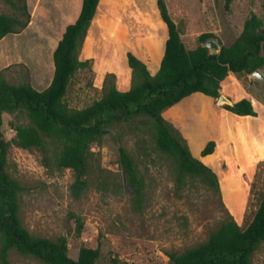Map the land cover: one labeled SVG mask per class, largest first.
Instances as JSON below:
<instances>
[{
	"label": "rangeland",
	"instance_id": "obj_1",
	"mask_svg": "<svg viewBox=\"0 0 264 264\" xmlns=\"http://www.w3.org/2000/svg\"><path fill=\"white\" fill-rule=\"evenodd\" d=\"M77 1L25 0V9L20 0H0V14L15 16L20 22L26 20L27 13L30 15L27 25H17L18 31L9 34L4 42L11 55L0 52V70L9 83L28 82L37 90L49 85L53 75L51 49L65 26L73 21ZM122 1H128L124 14L118 12L121 0H104L93 22L96 8L78 55L80 60L90 62L78 69L70 81L65 95L70 107L83 108L99 99L108 73L114 75L112 81L118 90H128L131 70L125 61L127 51L143 60L150 71L159 64L168 30L166 26L164 31V25L151 11L154 5L157 8L156 0ZM164 1L189 49L198 45L202 32H212L216 35L212 40L230 45L251 13L264 27V0H231L228 4L226 0ZM141 6L144 17L138 12ZM259 70L264 72V66ZM239 76L236 75L239 83L264 103V82L251 75ZM249 99L255 102L253 97ZM216 100L192 94L163 112L197 156L210 131L216 133L217 127H229L225 103ZM27 124L24 111L2 112L1 129L6 140L13 137L16 126ZM59 147L51 144L50 154L53 156ZM120 147L132 156L145 180L140 212L134 208L132 193L119 168ZM203 160L217 171L219 191L194 177H187L179 188L174 159L156 147L141 117H137L109 125L101 139L91 145L89 186L79 198L70 192L72 171L57 169L41 149L11 145L6 169L23 187L19 200L22 225L35 236H64L69 257L76 259L81 247L98 246L100 264H110L114 256L128 264H171L168 253L205 242L229 215L245 227L264 195V160L255 162L252 157L243 165L239 155L227 152L221 145ZM73 215L82 222L80 232ZM1 240L0 235V246ZM8 258L10 264H45L14 249ZM252 264H264V241L255 250Z\"/></svg>",
	"mask_w": 264,
	"mask_h": 264
},
{
	"label": "trees",
	"instance_id": "obj_2",
	"mask_svg": "<svg viewBox=\"0 0 264 264\" xmlns=\"http://www.w3.org/2000/svg\"><path fill=\"white\" fill-rule=\"evenodd\" d=\"M20 1L26 9L25 0ZM230 1L226 0V4ZM103 3L104 0H82L78 16L65 26L53 49V75L43 90L35 89L28 82L11 84L0 70V264H10L8 256L12 249L33 255L45 264H100L97 262L98 246L81 247L77 258L73 259L67 254L64 236L54 239L35 236L22 225L19 200L23 187L6 169L11 145L22 149H41L48 153L57 169L69 168L73 173L70 192L74 198H79L89 186L91 145L101 139L109 125L141 117L156 147L174 159L179 188L187 177H194L216 191L220 189L217 173L208 163L192 154L186 138L163 112L178 106L194 93L216 99L220 95V83L227 75L240 77L261 69L264 66L262 21L251 13L236 39L228 46L217 41L218 52L212 54L203 44L208 39H216L214 33H200L198 45L187 48L165 1L156 0L168 30L158 70L151 74L143 60L127 51L125 61L131 70L130 88L118 90L112 81L114 75L108 73L103 82L102 96L83 108H73L67 104L65 95L75 72L89 65L90 59H79V47L96 8L93 21L97 19ZM29 18L27 13L26 20L20 22L15 16L0 14V39L9 33H16L17 25L24 28ZM223 107L239 116L257 114L247 98ZM15 109L25 112L28 124L16 126L13 137L6 140L1 129L2 112ZM51 144L60 146L53 156L49 149ZM215 145L214 140H209L200 155L212 153ZM119 168L132 193L134 208L140 212L145 180L135 160L123 147L119 148ZM73 217L77 232H80L82 222L79 217ZM263 241L264 195L245 227L229 215L205 242L181 252L172 251L168 257L171 264H252V256ZM110 264L128 263L114 256Z\"/></svg>",
	"mask_w": 264,
	"mask_h": 264
},
{
	"label": "crops",
	"instance_id": "obj_3",
	"mask_svg": "<svg viewBox=\"0 0 264 264\" xmlns=\"http://www.w3.org/2000/svg\"><path fill=\"white\" fill-rule=\"evenodd\" d=\"M81 3H82V0L77 1L76 12L73 15L74 17L72 16L73 21L76 19V17L79 14V11L81 8ZM127 4H128V1H126L124 3L121 0V2H120L121 7H120V10L118 12L122 11L124 14L126 11V10H124V8L127 6ZM151 11L154 13L155 19L157 18L156 20H159V22L162 25H164V31H166V24L162 21L161 17L159 16L156 5H154V7L151 9ZM114 12H117V10H115ZM138 12L143 17L145 16L144 7L141 6V11H138ZM64 15H66V13H64ZM125 16L126 15H124V17ZM124 17L121 16L119 18V23H121V25L123 24L122 20L124 19ZM115 20H116V18H114V15H113L112 21L115 22ZM9 34H11V33H9ZM9 34L3 36L0 39V52H2L5 55L10 54V52H8L9 50L5 49L6 46L4 43ZM12 34H15V33H12ZM166 37H168L167 32H166ZM56 44H57V42H55L54 46L51 49V58H52L53 49L55 48ZM7 56H9V55H7ZM161 58H162V56H161ZM161 58H160V60H161ZM160 60H159V64L154 67L153 71L149 70L151 72V74H154L158 70L159 65H160ZM224 82L226 84L223 86ZM220 87L222 89L220 92H223V94L228 98L231 97L232 102H235L241 98L249 99V97H253L255 102H252V106H253V108L257 114L255 116H252V115L239 116V115L231 113L230 111L224 110L225 116L228 118L229 127L226 128V126H225L223 129L217 127L216 131H215L216 133H214V132L212 133V131L209 132L211 135L209 134L210 136H209L208 141L214 140L216 143L214 151L210 154L205 155V156H201L200 153H199V156H197L191 151L192 154L203 160V157H206V156L213 154L215 152V150L217 149V147L219 145H221L226 149L227 152L232 151V152H235L237 155H239L241 157V161H242L243 165L248 164L249 160L252 157L256 158L255 162L258 160H264V103L262 101L258 100L255 96H253V94L249 93L245 89V87L241 83H239L235 74L227 75L226 78L221 81ZM222 87H224V89ZM194 94H198V93H194ZM221 112L222 111H220L218 113H221ZM246 123H249V124H246ZM187 143H188V141H187ZM205 144H204V146H205ZM227 155H229V157L232 158L231 154L227 153ZM211 167L217 173V171L214 169V167L213 166H211Z\"/></svg>",
	"mask_w": 264,
	"mask_h": 264
},
{
	"label": "water",
	"instance_id": "obj_4",
	"mask_svg": "<svg viewBox=\"0 0 264 264\" xmlns=\"http://www.w3.org/2000/svg\"><path fill=\"white\" fill-rule=\"evenodd\" d=\"M205 47H208L210 49V53L212 54H215L218 52V48H219V44L217 41H214L212 39H208L204 44H203ZM164 48H165V43H164ZM251 76L254 78V79H257V80H260V81H263L264 82V72L261 71V70H255ZM217 103H225V104H228V105H232L233 102L230 98L226 97L225 95L221 94L218 96L217 100H216Z\"/></svg>",
	"mask_w": 264,
	"mask_h": 264
},
{
	"label": "built area",
	"instance_id": "obj_5",
	"mask_svg": "<svg viewBox=\"0 0 264 264\" xmlns=\"http://www.w3.org/2000/svg\"><path fill=\"white\" fill-rule=\"evenodd\" d=\"M250 101H251V103L253 102V100H252V99H251Z\"/></svg>",
	"mask_w": 264,
	"mask_h": 264
}]
</instances>
